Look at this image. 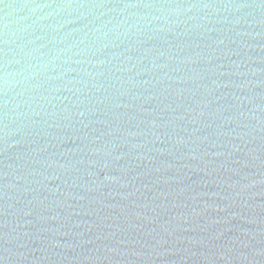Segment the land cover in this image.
Returning a JSON list of instances; mask_svg holds the SVG:
<instances>
[{
	"label": "water",
	"instance_id": "obj_1",
	"mask_svg": "<svg viewBox=\"0 0 264 264\" xmlns=\"http://www.w3.org/2000/svg\"><path fill=\"white\" fill-rule=\"evenodd\" d=\"M43 3L261 0H0V264H264V8Z\"/></svg>",
	"mask_w": 264,
	"mask_h": 264
},
{
	"label": "clouds",
	"instance_id": "obj_2",
	"mask_svg": "<svg viewBox=\"0 0 264 264\" xmlns=\"http://www.w3.org/2000/svg\"><path fill=\"white\" fill-rule=\"evenodd\" d=\"M6 9L11 7L6 5ZM110 7H123V8H156V9H180L184 8L186 10H192L194 8H203V9H218V8H226V9H235L236 11H240L242 9L248 8H264V0H261L260 4H248V3H228L223 5L217 4H124V5H108V4H54V3H43L35 5V8L44 9V8H54V9H67V8H96V9H105ZM241 21L236 20L235 23L239 24ZM8 25L5 24V31L7 33ZM5 45H7V40H5ZM7 52H5V64H4V77H3V84H4V100H3V109H4V129H3V136H4V151L7 152L9 147H15V144L9 145L8 139L10 136L15 135L14 132H9L8 130V122L10 120V116L8 113L10 101L8 99L9 93V77L10 75H23V71L19 73H9V62L7 60ZM83 115V113L81 114ZM4 264H8L7 259H5Z\"/></svg>",
	"mask_w": 264,
	"mask_h": 264
}]
</instances>
